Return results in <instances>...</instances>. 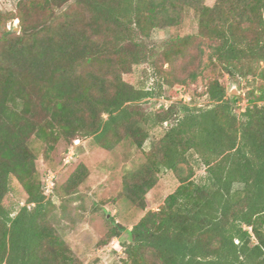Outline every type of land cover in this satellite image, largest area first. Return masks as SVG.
<instances>
[{
    "label": "trees",
    "instance_id": "trees-1",
    "mask_svg": "<svg viewBox=\"0 0 264 264\" xmlns=\"http://www.w3.org/2000/svg\"><path fill=\"white\" fill-rule=\"evenodd\" d=\"M32 7L51 16L36 21ZM186 8L199 30L167 41L177 50L174 64L182 58V69L195 61L200 68L208 48L215 71L264 82V0H215L213 7L205 0H23L17 16L3 15L5 24L18 18L21 29L0 35V264H83L50 222L55 206L39 179L33 137L49 150L84 138L105 150L125 139L142 149L145 126L165 124L160 150L146 153L124 188L145 210L162 172L177 173L180 184L132 227L123 263L264 264V85L239 118L236 97H227L218 77L207 82L209 107L175 102L152 114L137 105L154 91L123 79L153 56L139 38L146 27L178 26ZM109 27L115 39L103 34ZM199 74L193 70L191 81ZM190 157L204 167L198 180ZM85 172L79 165L67 187L82 183ZM12 177L28 196L17 212L6 204ZM119 236L113 229L110 238Z\"/></svg>",
    "mask_w": 264,
    "mask_h": 264
},
{
    "label": "rangeland",
    "instance_id": "rangeland-1",
    "mask_svg": "<svg viewBox=\"0 0 264 264\" xmlns=\"http://www.w3.org/2000/svg\"><path fill=\"white\" fill-rule=\"evenodd\" d=\"M22 1L0 0V35L4 34L5 29L20 32V20L9 19L5 24L3 15L12 13L17 16ZM205 4L213 7L215 0H205ZM32 11L36 21L42 16L46 17L38 7H32ZM184 14L183 22L178 26H147L139 35L140 40H144L153 50V56L147 62L133 66L129 73L123 75V79L138 89L154 91L155 96L139 103L137 110L146 114L158 113L175 102L207 108L211 105L206 95L207 82L209 77H218L226 87L227 97H236L235 112L241 118L248 106V97H257L264 82L256 76L232 78L220 70L215 71L209 64L211 50L208 48H204L200 68L197 67L198 61H195L187 70L182 69L185 62L182 58H178L182 61L174 64L177 50L169 48L167 41L175 37L194 36L199 30L195 11L186 8ZM50 16L48 12L46 18ZM103 34L115 39L116 28L109 27ZM197 53L193 45L190 56L194 57ZM170 62L174 64L171 71ZM99 67L103 68V65ZM193 70L200 72L195 81H191L189 76ZM112 76L109 74V77ZM184 81L189 84H183ZM259 105L264 106V102ZM166 126H145L149 138L142 149L133 145L130 139H125L112 150H105L95 145L92 138H84L73 143L62 139L53 150H49L46 143L32 138L31 147L36 155L42 188L55 206L50 222L83 264H124V245L130 242L132 227L148 211H157L166 197L179 186L177 173L162 172L156 186L146 195L145 210L128 200L124 188L125 179L146 163V153L154 150V145L160 150L158 143ZM189 161L196 170V180L205 175L204 167L196 166L195 159L190 157ZM79 165L85 167V179L78 186L68 188V180ZM181 168V175H187L189 166L182 164ZM10 187L6 204L13 205V211L17 212L25 205L28 196L15 177L11 178ZM113 229H117L119 237L110 238Z\"/></svg>",
    "mask_w": 264,
    "mask_h": 264
}]
</instances>
